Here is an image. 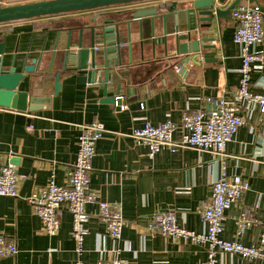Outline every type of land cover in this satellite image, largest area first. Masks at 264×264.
<instances>
[{
    "label": "crops",
    "instance_id": "1",
    "mask_svg": "<svg viewBox=\"0 0 264 264\" xmlns=\"http://www.w3.org/2000/svg\"><path fill=\"white\" fill-rule=\"evenodd\" d=\"M35 0H2L0 4H15ZM250 0H248L249 2ZM192 0H139L85 10L62 12L10 20L0 23V41L6 36L5 56L14 53L38 56L46 35L48 41L38 70L28 73L20 89L31 95L51 97L37 110H19L0 106V160L16 166L19 196L0 195V234L17 241L19 253L0 258V264H74L79 257L85 264H95L100 257L107 260L119 256L126 264H199L208 256L205 245L182 237L153 233L148 228L152 215L159 210L176 213L181 227L204 232L206 226L200 210L210 198L215 179L223 171L228 176L240 175L250 182V189L225 211L222 237L246 245L260 243L264 234V111L256 102L236 103L238 112L247 122L226 146L224 156L195 148L163 147L153 158L147 147L132 136L137 127L147 122L159 124L171 119L179 128L183 113L216 106L215 100H234L240 84L241 47L234 41L236 22L229 12L215 17L210 36L216 38V54L206 55L217 60H200L183 70L165 54L164 42L155 50L151 43L150 22L144 29V52L141 51L139 24L132 21V49L123 44V67L132 74L133 92L124 94L121 107L105 102L102 88L80 83L77 72L62 69L61 51L56 54L53 70L48 66L53 50L52 41L60 30L131 19L133 12L144 7H158L162 13L173 14L191 5ZM226 0L221 7H226ZM264 11V0H259ZM173 15L167 21L169 50L174 32ZM180 18V30H186ZM126 35V24H121ZM74 34L78 28H73ZM89 30L85 28V32ZM66 32V31H65ZM157 38L164 36L163 22L157 18ZM184 37V36H182ZM61 38V42H63ZM89 34L85 35L88 42ZM256 49L264 52V39ZM201 58V57H200ZM61 71V89L54 94V75ZM251 91L264 92V69L251 72ZM113 91H108L112 95ZM102 121L107 130L97 143L93 160L91 187L105 200L121 207L124 217L122 251L111 249L113 241L106 225L96 216L97 204L87 206L92 217L87 222L84 251L79 255L72 235L73 217L69 206L61 207V225L55 235L46 232L41 218L34 213L27 197L53 176L65 185L68 172L76 161L78 139L82 125ZM181 129L173 138L181 137ZM249 209L253 223L242 232L238 221ZM130 243V249L126 245ZM218 264H264V258L244 259L238 254H217Z\"/></svg>",
    "mask_w": 264,
    "mask_h": 264
},
{
    "label": "built area",
    "instance_id": "2",
    "mask_svg": "<svg viewBox=\"0 0 264 264\" xmlns=\"http://www.w3.org/2000/svg\"><path fill=\"white\" fill-rule=\"evenodd\" d=\"M2 0H0V3ZM232 16L236 22L234 41L241 47L242 65L241 79L235 93L234 100H215L216 106L209 109L185 111L179 126L171 119L159 124L147 122L143 127L133 130L135 140L147 147V155L153 158L163 147L169 146L172 151L179 148H195L210 151L218 157L225 155L227 144L232 141L240 127L246 124L245 116L238 112L236 103L256 102L264 111V92L251 91V72L254 69H264V52L255 46L264 39V11L260 2L242 0L232 9ZM125 106L121 105V109ZM181 129V137L173 138V133ZM106 126L102 121L82 125V132L78 139L76 161L68 172L65 185H59L52 176L44 186L37 187L28 197L34 213L42 220L45 230L55 235L60 228L61 207L64 203L69 206L73 217L72 235L77 243L76 251L79 255L84 251V239L87 233L86 224L92 217L87 206L97 204V217L106 225L107 233L113 241V247H101L100 251H115L120 253V243L123 240L124 217L121 207L103 199L91 187V172L93 160L97 153V143L106 133ZM21 176L16 166L3 163L0 160V195L19 196V181ZM250 189L248 179L240 175L228 176L225 171L213 183L209 199L203 202L200 210L202 221L206 226L204 232H195L181 227L177 222L176 213L172 210L155 212L148 224L153 233L173 235L205 245L208 256L199 264H218L217 254L234 253L244 259L264 258V234L260 243L246 245L240 241L228 240L222 237L225 211L233 203L239 201ZM253 223L251 212L246 209L238 221L239 231ZM128 243L126 249H130ZM19 253L17 241L0 234V258L15 256ZM74 264H85L82 258ZM95 264H126L122 258L112 259L100 257Z\"/></svg>",
    "mask_w": 264,
    "mask_h": 264
},
{
    "label": "water",
    "instance_id": "3",
    "mask_svg": "<svg viewBox=\"0 0 264 264\" xmlns=\"http://www.w3.org/2000/svg\"><path fill=\"white\" fill-rule=\"evenodd\" d=\"M139 0H35L22 3L0 4V22L30 18L41 15L56 14L62 12L85 10L114 4H122ZM226 0H192L191 5L174 11L173 14L162 13L158 7L139 8L133 12L131 19L104 21L68 29H58L54 40L51 60L48 66L53 70L57 53L62 54V69L76 71V80L80 83L100 86L105 96V102L112 103L120 108L124 96L133 92L132 74L123 67L122 50L126 44L130 61L132 60L131 29L132 21L139 24L141 37V51L144 52V29L146 22H150L151 43L155 50L158 42H164L165 54L174 59L180 70L188 64L199 63L200 60H217L216 57L206 55L216 54V38L210 36L213 30L209 28L215 17H221L232 11L236 3L241 0H231L226 7H221ZM259 1V0H250ZM173 15L175 22L174 32L171 34L169 50L167 21ZM184 18L186 30H180V18ZM157 18L163 22L164 36L157 38L155 25ZM121 24H126V35L121 33ZM77 32L74 34V29ZM85 28L89 31L85 32ZM89 34L88 42L85 35ZM184 36V37H182ZM63 38V42H61ZM48 35L45 36L38 56H31L30 47L24 54L14 53L10 60L5 56L6 36L0 41V106L12 107L19 110H37L39 105L46 104L51 97H39L31 95L28 90L20 89V83L25 80L28 73L38 70L43 53L46 49ZM201 57V58H200ZM54 94L61 89V71L54 75ZM113 91L108 95V91ZM125 90V95L122 94Z\"/></svg>",
    "mask_w": 264,
    "mask_h": 264
},
{
    "label": "rangeland",
    "instance_id": "4",
    "mask_svg": "<svg viewBox=\"0 0 264 264\" xmlns=\"http://www.w3.org/2000/svg\"><path fill=\"white\" fill-rule=\"evenodd\" d=\"M243 2H248V0H242Z\"/></svg>",
    "mask_w": 264,
    "mask_h": 264
},
{
    "label": "trees",
    "instance_id": "5",
    "mask_svg": "<svg viewBox=\"0 0 264 264\" xmlns=\"http://www.w3.org/2000/svg\"><path fill=\"white\" fill-rule=\"evenodd\" d=\"M4 22H6V21H4ZM0 23H2V22H0Z\"/></svg>",
    "mask_w": 264,
    "mask_h": 264
}]
</instances>
